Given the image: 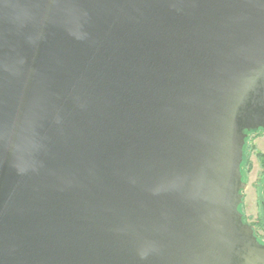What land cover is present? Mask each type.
Masks as SVG:
<instances>
[{"label": "water", "instance_id": "obj_1", "mask_svg": "<svg viewBox=\"0 0 264 264\" xmlns=\"http://www.w3.org/2000/svg\"><path fill=\"white\" fill-rule=\"evenodd\" d=\"M259 130L264 0H0V264H264Z\"/></svg>", "mask_w": 264, "mask_h": 264}, {"label": "rangeland", "instance_id": "obj_2", "mask_svg": "<svg viewBox=\"0 0 264 264\" xmlns=\"http://www.w3.org/2000/svg\"><path fill=\"white\" fill-rule=\"evenodd\" d=\"M243 172L247 187L241 210L258 235L264 237V131L250 136Z\"/></svg>", "mask_w": 264, "mask_h": 264}, {"label": "trees", "instance_id": "obj_3", "mask_svg": "<svg viewBox=\"0 0 264 264\" xmlns=\"http://www.w3.org/2000/svg\"><path fill=\"white\" fill-rule=\"evenodd\" d=\"M259 132H262V130L251 131V132L247 133V137H246L244 148H243V161H242V164H241L242 176H243V173H244L243 170H244V167H245V164H246L247 148H248V145H249V138H250L251 135H255V134L259 133ZM243 180H244V176H243ZM262 204H263V208H264V196H263V199H262ZM241 208H242V205H241Z\"/></svg>", "mask_w": 264, "mask_h": 264}, {"label": "flooded vegetation", "instance_id": "obj_4", "mask_svg": "<svg viewBox=\"0 0 264 264\" xmlns=\"http://www.w3.org/2000/svg\"><path fill=\"white\" fill-rule=\"evenodd\" d=\"M241 212H242V210H241ZM242 214H243V220H244V222L248 223L249 225H251L253 227L254 233H255L258 241L260 243L264 244V237H261L260 235H258L257 230H256V227L253 224H250L249 222H247V220L245 219V216H244V213L243 212H242Z\"/></svg>", "mask_w": 264, "mask_h": 264}]
</instances>
